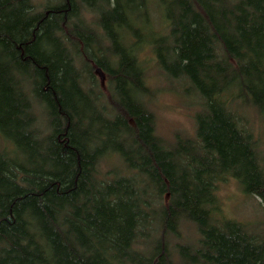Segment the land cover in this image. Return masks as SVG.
Instances as JSON below:
<instances>
[{
  "label": "trees",
  "instance_id": "16d2710c",
  "mask_svg": "<svg viewBox=\"0 0 264 264\" xmlns=\"http://www.w3.org/2000/svg\"><path fill=\"white\" fill-rule=\"evenodd\" d=\"M146 60L193 134H158ZM244 111L264 116V0H0V264H264ZM227 175L261 220L217 218Z\"/></svg>",
  "mask_w": 264,
  "mask_h": 264
},
{
  "label": "rangeland",
  "instance_id": "374dc122",
  "mask_svg": "<svg viewBox=\"0 0 264 264\" xmlns=\"http://www.w3.org/2000/svg\"><path fill=\"white\" fill-rule=\"evenodd\" d=\"M151 2V1H150ZM145 47V48H144ZM140 57L150 59L151 52L143 45L138 51ZM148 64V84L155 89L150 100V108L156 116V130L161 136L171 139L174 132L180 131L191 135L194 132L193 114L196 110L191 97L178 91V83L171 84L156 71L151 61ZM249 125L256 137H259L258 147L264 151V116L244 111ZM215 193L219 203L221 217L232 218L248 223L262 219L261 202L258 197L244 193L236 178L226 176L216 182ZM182 233L190 234L189 230Z\"/></svg>",
  "mask_w": 264,
  "mask_h": 264
},
{
  "label": "water",
  "instance_id": "95a60500",
  "mask_svg": "<svg viewBox=\"0 0 264 264\" xmlns=\"http://www.w3.org/2000/svg\"><path fill=\"white\" fill-rule=\"evenodd\" d=\"M95 71H96V73H98L99 78H100V82L102 83L103 82V74H102V72L98 68H96Z\"/></svg>",
  "mask_w": 264,
  "mask_h": 264
}]
</instances>
